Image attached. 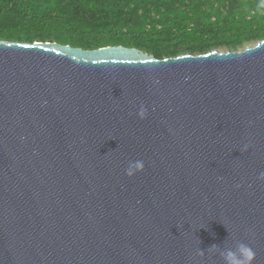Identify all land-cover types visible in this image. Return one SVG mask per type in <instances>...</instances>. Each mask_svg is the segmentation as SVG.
Returning a JSON list of instances; mask_svg holds the SVG:
<instances>
[{"label": "water", "instance_id": "obj_1", "mask_svg": "<svg viewBox=\"0 0 264 264\" xmlns=\"http://www.w3.org/2000/svg\"><path fill=\"white\" fill-rule=\"evenodd\" d=\"M261 173L264 40L163 60L0 40V264H224L209 247L236 241L264 264Z\"/></svg>", "mask_w": 264, "mask_h": 264}, {"label": "trees", "instance_id": "obj_2", "mask_svg": "<svg viewBox=\"0 0 264 264\" xmlns=\"http://www.w3.org/2000/svg\"><path fill=\"white\" fill-rule=\"evenodd\" d=\"M260 0H0V40L84 50L123 46L159 60L240 52L264 40Z\"/></svg>", "mask_w": 264, "mask_h": 264}, {"label": "clouds", "instance_id": "obj_3", "mask_svg": "<svg viewBox=\"0 0 264 264\" xmlns=\"http://www.w3.org/2000/svg\"><path fill=\"white\" fill-rule=\"evenodd\" d=\"M258 8L264 11V0H260ZM146 114V109L141 107L138 115L140 118H144ZM145 163L143 160H129L127 167L125 169V174L128 177H134L137 173L144 171ZM219 179H223L219 177ZM260 179H264V173L260 174ZM209 253L218 254L223 260L224 264H255L256 252L253 247L242 241H236L234 246H225L221 248L220 245L213 244L208 249ZM201 256L205 254L204 251L200 250Z\"/></svg>", "mask_w": 264, "mask_h": 264}, {"label": "rangeland", "instance_id": "obj_4", "mask_svg": "<svg viewBox=\"0 0 264 264\" xmlns=\"http://www.w3.org/2000/svg\"><path fill=\"white\" fill-rule=\"evenodd\" d=\"M219 52H223V51H219Z\"/></svg>", "mask_w": 264, "mask_h": 264}]
</instances>
